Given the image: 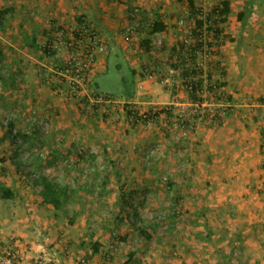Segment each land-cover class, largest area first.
I'll use <instances>...</instances> for the list:
<instances>
[{
	"label": "crops",
	"instance_id": "obj_1",
	"mask_svg": "<svg viewBox=\"0 0 264 264\" xmlns=\"http://www.w3.org/2000/svg\"><path fill=\"white\" fill-rule=\"evenodd\" d=\"M198 1L0 0V237L18 238L27 261L264 264V0H224L217 44L226 71L210 79L229 111L187 137L161 123L133 127L119 106L82 116L55 92L57 58L42 50L50 22L76 29L85 16L109 47L94 88L141 110L188 101L185 89L166 90L160 73L187 37L178 20L197 27ZM136 6L143 23L129 44ZM46 72L53 85L41 83ZM105 112L112 121L101 123ZM35 116L49 118L60 143L32 125ZM45 180L59 188L57 207L43 196ZM155 236L158 248L141 246Z\"/></svg>",
	"mask_w": 264,
	"mask_h": 264
},
{
	"label": "built area",
	"instance_id": "obj_2",
	"mask_svg": "<svg viewBox=\"0 0 264 264\" xmlns=\"http://www.w3.org/2000/svg\"><path fill=\"white\" fill-rule=\"evenodd\" d=\"M224 3V0H217L211 7H206L199 0L194 12L196 24L200 22L201 26L198 27L197 24L194 31L187 29L184 19L177 22L179 27L186 29L187 37L177 46L167 71L160 73V83L175 96L181 88L185 89L190 97L188 101L176 100L162 107L141 110L129 101L94 91L91 82L96 67L101 57L108 53L109 47L106 38L85 16L80 18L76 29L50 22L51 37L42 50L47 57L57 58L52 73L60 80L55 92L66 100L77 103L82 114L96 113L100 105L105 109L106 106H119L120 114L133 127L161 123L167 130L179 129L183 137H187L207 121L218 122L229 110L218 95L222 87L211 81L210 71L216 70L221 75L226 71L217 44L225 39L222 29L226 20ZM143 15L139 7H132L131 23L124 29V38L129 44L137 36L138 28L143 23ZM156 45L161 47L162 41L158 39ZM62 52L65 54L61 55ZM155 75L156 73H146L149 78ZM54 79L50 72L41 74V83L44 85H53ZM109 114L105 112L99 118L100 122L112 121L109 120ZM32 125L37 126L45 137L54 134L49 118L35 116ZM61 139V135L56 134V143H60ZM261 153L264 168V137ZM182 207L181 204L178 205L179 213ZM21 247V241L16 237H11L7 243L0 237V264H45L40 258L27 261Z\"/></svg>",
	"mask_w": 264,
	"mask_h": 264
},
{
	"label": "trees",
	"instance_id": "obj_3",
	"mask_svg": "<svg viewBox=\"0 0 264 264\" xmlns=\"http://www.w3.org/2000/svg\"><path fill=\"white\" fill-rule=\"evenodd\" d=\"M227 12H228L227 5H226V3H224V11H223V13L225 15H227ZM197 24H198V27L201 26L200 22H198ZM91 87L93 88L94 91L101 92V91H99V90H97L96 88L93 87L92 82H91ZM101 93H103V92H101ZM104 94H106V93H104ZM191 98H193V97L191 96ZM57 191H59V188L55 187V185L52 182L47 181V180L44 181L43 190H42L43 196H44V198L46 200L51 202L54 205V207L58 206V202H57V199H56L57 198ZM0 193H1V190H0ZM2 196L3 197H7V194L4 193V194H2Z\"/></svg>",
	"mask_w": 264,
	"mask_h": 264
},
{
	"label": "rangeland",
	"instance_id": "obj_4",
	"mask_svg": "<svg viewBox=\"0 0 264 264\" xmlns=\"http://www.w3.org/2000/svg\"><path fill=\"white\" fill-rule=\"evenodd\" d=\"M114 97H116V98H119V97H117V96H115L114 95ZM81 115L83 116H85L86 114H82L81 113ZM99 120V119H98ZM100 121V120H99ZM56 134H58V132L56 133ZM56 134H51L50 136L52 137V139L54 140H56ZM60 135V134H59ZM50 136H47V137H50ZM61 138H63V136L61 135ZM5 191V192H4ZM4 193H6L7 194V196H8V194H9V192H8V190H3L2 191V194H4ZM183 211V210H182ZM145 228H150V227H145ZM147 233H150V232H148L147 231ZM159 244L160 243H158V237H156L155 236V241H150V242H144V244H141V246L143 247V248H147V249H150V248H158L159 247Z\"/></svg>",
	"mask_w": 264,
	"mask_h": 264
}]
</instances>
